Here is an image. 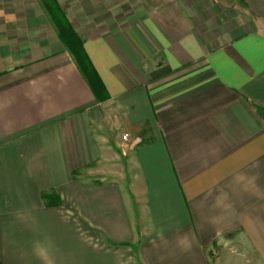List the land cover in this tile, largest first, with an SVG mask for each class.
<instances>
[{"label":"crops","instance_id":"0c3cea01","mask_svg":"<svg viewBox=\"0 0 264 264\" xmlns=\"http://www.w3.org/2000/svg\"><path fill=\"white\" fill-rule=\"evenodd\" d=\"M56 1L96 79L0 0V264H264V0Z\"/></svg>","mask_w":264,"mask_h":264},{"label":"trees","instance_id":"16d2710c","mask_svg":"<svg viewBox=\"0 0 264 264\" xmlns=\"http://www.w3.org/2000/svg\"><path fill=\"white\" fill-rule=\"evenodd\" d=\"M45 5L50 12L48 16L57 28V34L62 43L69 49L74 56L76 63L80 70L86 74H90L96 79V75L89 63V60L83 51L81 41L75 31L72 29L70 23L67 21L65 15L60 10V6L56 0H45ZM90 69H88V68ZM47 198H52L47 196Z\"/></svg>","mask_w":264,"mask_h":264},{"label":"rangeland","instance_id":"374dc122","mask_svg":"<svg viewBox=\"0 0 264 264\" xmlns=\"http://www.w3.org/2000/svg\"><path fill=\"white\" fill-rule=\"evenodd\" d=\"M64 1H66V4L68 3H70L71 2V0H64ZM83 1V4L85 5L86 4V0H82ZM65 4V5H66ZM91 7V6H90ZM90 7H84V11L82 12L83 14H84V17H86V18H91V17H94V16H92L93 14H91V13H89L88 12V9L90 8ZM95 16H97V15H95ZM83 17V16H82ZM91 22H93V20H91ZM76 33V32H75Z\"/></svg>","mask_w":264,"mask_h":264},{"label":"built area","instance_id":"2783aa9c","mask_svg":"<svg viewBox=\"0 0 264 264\" xmlns=\"http://www.w3.org/2000/svg\"><path fill=\"white\" fill-rule=\"evenodd\" d=\"M126 137H127L126 134H123V135H122V138H123V139H126Z\"/></svg>","mask_w":264,"mask_h":264}]
</instances>
